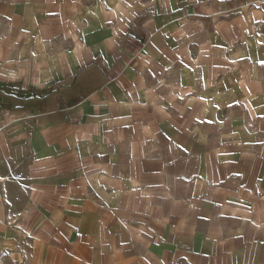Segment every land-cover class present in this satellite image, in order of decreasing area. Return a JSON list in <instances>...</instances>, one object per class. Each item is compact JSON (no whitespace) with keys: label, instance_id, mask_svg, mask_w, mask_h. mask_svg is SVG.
I'll use <instances>...</instances> for the list:
<instances>
[{"label":"crops","instance_id":"obj_1","mask_svg":"<svg viewBox=\"0 0 264 264\" xmlns=\"http://www.w3.org/2000/svg\"><path fill=\"white\" fill-rule=\"evenodd\" d=\"M26 228L29 264H264V0H0V264Z\"/></svg>","mask_w":264,"mask_h":264},{"label":"rangeland","instance_id":"obj_2","mask_svg":"<svg viewBox=\"0 0 264 264\" xmlns=\"http://www.w3.org/2000/svg\"><path fill=\"white\" fill-rule=\"evenodd\" d=\"M13 224L16 226L15 224V219L12 218ZM23 252L20 253L19 255H13L10 256L8 255L6 257V261L4 262H16L13 264H29L26 262H32V253H31V248L33 247V240H35L34 236L31 235V232L28 231V229H23Z\"/></svg>","mask_w":264,"mask_h":264}]
</instances>
